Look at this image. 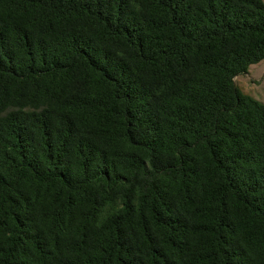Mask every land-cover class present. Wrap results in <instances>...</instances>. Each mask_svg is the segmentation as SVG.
Masks as SVG:
<instances>
[{"label": "trees", "instance_id": "1", "mask_svg": "<svg viewBox=\"0 0 264 264\" xmlns=\"http://www.w3.org/2000/svg\"><path fill=\"white\" fill-rule=\"evenodd\" d=\"M264 0H0V264H264Z\"/></svg>", "mask_w": 264, "mask_h": 264}, {"label": "rangeland", "instance_id": "2", "mask_svg": "<svg viewBox=\"0 0 264 264\" xmlns=\"http://www.w3.org/2000/svg\"><path fill=\"white\" fill-rule=\"evenodd\" d=\"M235 85L244 95L264 104V60L251 65L246 74L237 76Z\"/></svg>", "mask_w": 264, "mask_h": 264}]
</instances>
